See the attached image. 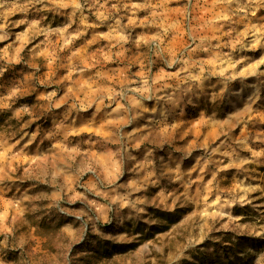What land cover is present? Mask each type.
<instances>
[{
	"label": "rangeland",
	"instance_id": "374dc122",
	"mask_svg": "<svg viewBox=\"0 0 264 264\" xmlns=\"http://www.w3.org/2000/svg\"><path fill=\"white\" fill-rule=\"evenodd\" d=\"M0 264H264V0H0Z\"/></svg>",
	"mask_w": 264,
	"mask_h": 264
}]
</instances>
